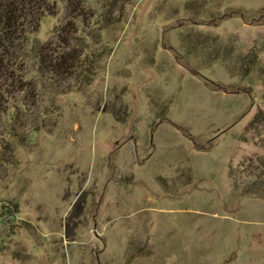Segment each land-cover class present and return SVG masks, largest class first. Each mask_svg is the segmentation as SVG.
<instances>
[{"label": "rangeland", "instance_id": "obj_1", "mask_svg": "<svg viewBox=\"0 0 264 264\" xmlns=\"http://www.w3.org/2000/svg\"><path fill=\"white\" fill-rule=\"evenodd\" d=\"M48 2L39 40L65 18V0ZM113 14L90 31L84 79L44 81L39 129L12 143L0 205L18 212L0 216V264H264V121L250 125L264 0Z\"/></svg>", "mask_w": 264, "mask_h": 264}, {"label": "trees", "instance_id": "obj_2", "mask_svg": "<svg viewBox=\"0 0 264 264\" xmlns=\"http://www.w3.org/2000/svg\"><path fill=\"white\" fill-rule=\"evenodd\" d=\"M128 1L65 0L63 22L55 25L51 38L39 40L34 34L42 17L55 13L53 4L48 0H0V170L13 157V141L23 144L31 127L39 129L42 112L37 88L46 87L44 81H49L56 86L64 83L68 91L81 82L89 69L85 54L90 31L97 23L101 28L117 21L113 13L121 15ZM95 2L97 9L92 7ZM255 59L253 52L246 63ZM263 121L264 111L258 110L250 125ZM17 212L15 202L0 205V216L13 217Z\"/></svg>", "mask_w": 264, "mask_h": 264}]
</instances>
